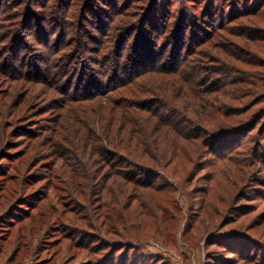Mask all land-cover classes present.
Masks as SVG:
<instances>
[{"label": "rangeland", "instance_id": "obj_1", "mask_svg": "<svg viewBox=\"0 0 264 264\" xmlns=\"http://www.w3.org/2000/svg\"><path fill=\"white\" fill-rule=\"evenodd\" d=\"M212 28L192 59L211 88L226 85L183 89L186 111L167 106L196 138L176 134L175 159L134 173L157 189L102 186L73 146L81 136L61 131L60 82L94 75L105 92L98 73L117 52L170 65L158 57L173 34L188 46ZM112 263L264 264V0H0V264Z\"/></svg>", "mask_w": 264, "mask_h": 264}, {"label": "trees", "instance_id": "obj_2", "mask_svg": "<svg viewBox=\"0 0 264 264\" xmlns=\"http://www.w3.org/2000/svg\"><path fill=\"white\" fill-rule=\"evenodd\" d=\"M220 27L225 28L223 24ZM213 30L212 28L208 33L205 32L204 36L198 37L196 39L199 40L198 43L195 39L191 40L193 42L188 46L177 43L176 39L179 36L173 34L168 44L172 45V49L158 57V62H168L170 65L155 63L153 59L156 55L150 49L143 51L140 48L141 50L132 53L130 58L122 55V52L105 46V48L108 47L106 50L109 55L117 52L116 55L114 54L113 60L106 62L102 71L98 73L100 86L105 81L109 83L105 92L101 90V87L98 89L97 82L93 81L94 75L86 74L84 81L81 78L82 82H77L75 86L68 87L66 86V83L69 85L68 82L64 84L62 81L60 82V89L66 94L68 103L63 106L65 110L63 123L65 125L63 126H66L67 130L61 131L69 136L71 133L77 138L81 136L80 141L74 140L73 146L77 147L76 150H84L83 148L87 147L88 160L82 162L81 165L85 170L88 166L92 169L97 166L102 168L96 171L97 175H95V178L99 177L102 186L119 185L123 190L124 184L119 180L121 178L128 182L134 181L145 190L157 189L155 179L140 181L135 178L134 175L138 173V168L144 167V172H140V174L145 176L148 174L146 172L153 173L155 169H164V160L169 162L168 157L171 160L175 159L177 152L184 148L179 143L177 135L184 136L186 139L196 138L197 135L190 134L192 129L182 124V121H188L189 118L186 115L171 114L168 107L173 106L178 110H185V106L180 101L185 96L182 92L183 89L201 87L202 85L205 88V85H208L206 90L218 91L226 85V81L223 80L219 82V86L217 84L211 88L214 83L210 84L212 80L207 78V69L199 67L192 59L194 54H200L197 53L199 51H196L198 45L213 43L215 39ZM137 42L140 44V41ZM205 56L207 57V55ZM158 75H171L178 79L170 81L164 77L160 80L154 78ZM105 77L108 79L105 80ZM176 83H178L177 86ZM78 89H81L85 94L80 97ZM94 90L95 92L88 93ZM82 100L97 104L91 110L82 105V102H85ZM159 102L162 104L157 105ZM162 105L166 106L168 111L163 109ZM150 115L156 121L151 120ZM60 122H62L61 119ZM168 133H172V135L166 136ZM218 137L220 136L218 135ZM79 143H83V147H79ZM106 166L116 168L115 175L109 176L103 172V168ZM125 167H134L136 171H122L121 168ZM81 178V174L77 173L74 180L76 183L70 182L71 190L74 189L73 192L76 191L75 187L82 183ZM84 178L91 181L87 174ZM88 181L86 182L88 183ZM111 198L109 196L110 200Z\"/></svg>", "mask_w": 264, "mask_h": 264}]
</instances>
